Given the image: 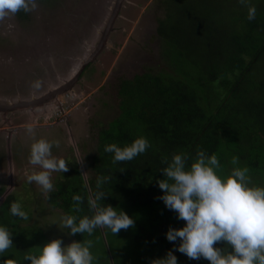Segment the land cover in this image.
Instances as JSON below:
<instances>
[{"label":"trees","instance_id":"obj_1","mask_svg":"<svg viewBox=\"0 0 264 264\" xmlns=\"http://www.w3.org/2000/svg\"><path fill=\"white\" fill-rule=\"evenodd\" d=\"M222 2L228 4L223 7ZM251 2L256 16L249 20L247 7L239 0H165L158 31L167 43L162 52L175 71L149 70L123 79L120 113L100 131L98 153L89 163L96 175L87 178L86 188L75 167L46 195L66 214L90 215L86 197L79 212L71 208L72 195L85 196L96 189L97 176H110L102 185L106 193L102 202L123 208L134 217V225L117 234L104 229V236L100 228L90 235L72 234L91 240V252L106 255V264H149L173 247L166 230L184 221L157 198L162 190L155 179L163 176L162 159L173 152L191 157L199 146L217 155L223 171L232 167L231 158L236 156L255 182L264 183V0ZM139 135L147 137L149 147L130 161L113 163L112 154L104 152L108 142L123 145ZM4 190L0 187V196ZM14 200L15 194L0 199V223L12 232L8 255L20 258L34 252L46 236L39 227L21 224L29 220L27 207L22 205L27 219L10 215ZM176 255L179 264H208L203 258ZM4 258L0 256V262Z\"/></svg>","mask_w":264,"mask_h":264},{"label":"rangeland","instance_id":"obj_2","mask_svg":"<svg viewBox=\"0 0 264 264\" xmlns=\"http://www.w3.org/2000/svg\"><path fill=\"white\" fill-rule=\"evenodd\" d=\"M36 2V8L26 15L20 16L17 12L0 20V100L32 99L69 79L97 46L116 0ZM222 3L223 7L228 4ZM164 4L165 0H125L105 48L86 67L73 89L61 94L45 110H27L25 119L21 118L20 109L11 110L5 116V119L21 118L14 122L0 117V187H10L13 194L26 197L22 198L25 204L22 205L25 208L29 205V220L21 224L40 225L48 239L60 237L65 244L75 239L67 229L62 230L53 223L59 222L66 212L49 205L40 186L26 180L27 173L39 166L29 163V151L22 143L21 149L18 144L19 148L14 151L13 155L17 153L19 158L13 162L15 170L10 173L6 157L8 133L24 123L50 126L69 114L66 121L72 130H65V135L58 129L38 130L26 141L31 143L34 137L58 140L59 145L53 146L57 156L74 161L69 163L66 172L51 173L53 188L75 167L80 168L83 178L96 175L89 163L98 153L100 131L120 113L121 81L149 70L175 71L168 54L162 52V45L167 43L158 31L159 18L166 13ZM37 79L41 81L40 88L32 87ZM77 159L81 161L76 162ZM6 195L2 194L0 199ZM100 229L104 236L105 228ZM92 254L95 255L93 264H102V261L106 264V255Z\"/></svg>","mask_w":264,"mask_h":264},{"label":"clouds","instance_id":"obj_3","mask_svg":"<svg viewBox=\"0 0 264 264\" xmlns=\"http://www.w3.org/2000/svg\"><path fill=\"white\" fill-rule=\"evenodd\" d=\"M239 2L247 7V19H254L255 4L251 0ZM36 6V0H0V20L18 11L30 12ZM32 87L40 88L41 81H33ZM34 126L33 123L26 125L33 136ZM58 145V140L34 137L29 146V163L39 167L29 171L26 180L39 185L45 194L53 191L51 173H64L69 163L74 162L53 154V146ZM148 147L147 137L139 135L123 145L108 142L104 152L111 153L116 163L130 161ZM161 162L163 167L159 172L163 176L155 177L162 190L157 198L184 223L168 226L165 237L173 247L151 258L149 264H179L176 252L189 260L203 258L208 264H264V183L255 182L248 167L239 165L238 157L233 156L232 167L223 171L217 155L198 146L191 157L177 151ZM109 180L108 175L97 176L95 190H89L85 196L72 195L71 208L79 212L86 197L90 215L67 213L53 223L62 230L67 229L69 234L89 235L97 228L117 234L122 228L133 226L134 217L123 208L102 202L106 196L102 185ZM84 186L88 187L86 178ZM8 211L13 217L28 218L19 200L10 202ZM91 245V240L73 239L65 244L56 237L40 244L34 252L15 258L7 251L13 246L12 232L0 223V256L5 257L0 264H93Z\"/></svg>","mask_w":264,"mask_h":264},{"label":"crops","instance_id":"obj_4","mask_svg":"<svg viewBox=\"0 0 264 264\" xmlns=\"http://www.w3.org/2000/svg\"><path fill=\"white\" fill-rule=\"evenodd\" d=\"M90 64V63H89ZM89 64L87 65V66H89ZM86 66V67H87ZM85 67V68H86ZM85 70V69H84ZM84 74V71L82 72V74H81V76L80 77H82V75ZM80 79V78H79ZM75 85V84H74ZM74 88V86L72 87V89ZM71 90V89H70ZM70 90H68V91H70ZM68 91H66V92H68ZM66 92H64V93H66ZM46 93V92H45ZM64 93H61V94H64ZM61 94H59L58 95V97H56L54 100H56V99H58L59 97H60V95ZM20 100H23V99H20ZM53 100V101H54ZM17 101H19V100H17ZM17 101H14V102H17ZM53 101H51V102H49V103H47L46 105H44V106H40V107H20V108H14V109H10V108H8L7 110H0V117L1 118H4L5 119V116L11 111V110H19L20 109V112H21V118L22 119H25V118H27V116H25L26 114H25V112H27V110H29V109H33V108H43V110H45L44 108H46V107H48ZM14 102H7V101H5V99L4 100H0V104H2V105H5V106H9L11 103H14ZM52 112V111H51ZM45 113H47V112H45ZM48 114V113H47ZM67 117H66V119H59V120H55V122H53V123H50V124H48V125H50V126H45V125H42L41 126V124H38V123H36V125L34 126V128H33V133H35V132H37L38 130H43V131H49V130H53V129H58V131H60V132H63V134L65 133V130H72L71 129V127L69 126L70 125V123L68 122L67 123V119H69L68 117H70V115L69 114H67L66 115ZM32 117H34V116H32ZM37 117V116H36ZM14 118V119H13ZM13 118L11 119V118H6L5 120H9V121H12V122H14V120L15 119H21L19 116H13ZM26 125L27 124H20L18 127H16L15 126V128H14V130L12 131V132H9L8 133V136H7V139H8V152H6L7 153V160L9 159V163H10V173H13L14 171H13V162H15V160H18V158H19V155H17V153L15 154V155H13L14 154V151H15V149H17V148H19L17 145L19 144V146H20V143H22L23 144V146H24V149L26 150V151H29V146H30V143H28L26 140H27V138H30V137H33V134H31L30 136L27 134V129H26ZM66 125V126H65ZM41 127H45L44 129H42ZM65 135V134H64ZM0 147H1V143H0ZM20 149H21V146H20ZM3 150V149H2ZM52 152H53V154L54 155H58V154H56V150L55 149H52ZM15 170V169H14ZM10 177H11V180L13 179V175H10ZM11 183H13L12 181H11ZM56 184H57V182H56ZM14 187V186H13ZM3 188L5 189L4 190V192H3V194H13L12 192L13 191H11V189H10V187L9 188H7L6 189V187H4L3 186ZM15 194V193H14ZM17 194H20V193H18L17 192ZM6 195V196H7ZM16 195V194H15ZM21 195V194H20ZM46 195L47 194H45V200L47 201V199H46ZM5 196V197H6ZM17 196V195H16ZM4 197V198H5ZM22 198L23 199H26V197L25 196H18V200L21 202V203H23L24 204V202H22ZM47 203L49 204V205H51L48 201H47ZM25 205V204H24ZM27 206H29V205H26V207ZM52 206V205H51ZM52 207H54V206H52ZM28 208V207H27ZM54 208H59V207H54ZM29 211H30V209H28ZM26 225H34V226H36V227H39L38 225H36V224H34V223H29V224H27L26 223ZM39 228H41L42 229V226H40ZM42 230H44V229H42ZM44 234H45V236H46V240H45V242L47 241V240H49L48 239V236L46 235V233H45V231H44Z\"/></svg>","mask_w":264,"mask_h":264},{"label":"water","instance_id":"obj_5","mask_svg":"<svg viewBox=\"0 0 264 264\" xmlns=\"http://www.w3.org/2000/svg\"><path fill=\"white\" fill-rule=\"evenodd\" d=\"M125 0H116L114 8L112 10V13L110 14L107 23L101 33L99 42L97 43V46L95 49L91 52V54L85 59V61L81 64L79 69L67 80H65L62 84H59L55 87H53L51 90L47 91L46 93L37 96L32 99H23L19 100L17 102L11 103L9 106H5L0 104V110H7L8 108L14 109V108H20V107H40L44 106L47 103L53 101L56 97H58L59 94L64 93L74 86L78 79L80 78L82 72L84 71L85 67L94 60L95 57L105 48L108 36L110 31L112 30V27L121 11L123 2Z\"/></svg>","mask_w":264,"mask_h":264}]
</instances>
